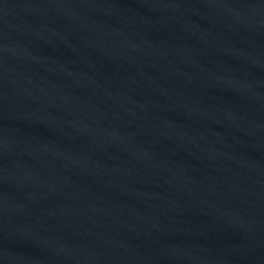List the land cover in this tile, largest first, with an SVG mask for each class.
Here are the masks:
<instances>
[{
  "label": "water",
  "instance_id": "obj_1",
  "mask_svg": "<svg viewBox=\"0 0 264 264\" xmlns=\"http://www.w3.org/2000/svg\"><path fill=\"white\" fill-rule=\"evenodd\" d=\"M0 264H264V0H0Z\"/></svg>",
  "mask_w": 264,
  "mask_h": 264
}]
</instances>
